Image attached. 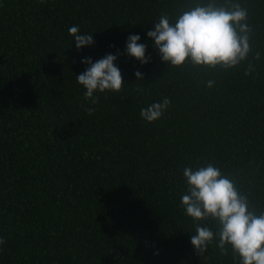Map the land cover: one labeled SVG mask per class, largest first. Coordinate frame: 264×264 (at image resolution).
Returning <instances> with one entry per match:
<instances>
[{"label":"trees","instance_id":"16d2710c","mask_svg":"<svg viewBox=\"0 0 264 264\" xmlns=\"http://www.w3.org/2000/svg\"><path fill=\"white\" fill-rule=\"evenodd\" d=\"M196 2L0 0V264H239L215 241L197 256V223L217 225L186 216L180 198L183 169L213 163L264 211V0H231L252 29L238 66H167L145 33ZM72 25L95 44L78 52ZM129 34L151 62L121 55L127 84L91 105L81 58L123 52ZM165 97L159 120L140 116Z\"/></svg>","mask_w":264,"mask_h":264},{"label":"clouds","instance_id":"9594fccd","mask_svg":"<svg viewBox=\"0 0 264 264\" xmlns=\"http://www.w3.org/2000/svg\"><path fill=\"white\" fill-rule=\"evenodd\" d=\"M43 2V0H41ZM248 11L239 3L225 0H197L180 10L174 18L161 14L158 21L145 33L161 62L167 66H193L229 69L246 60L251 51V26L247 23ZM71 42L79 52L95 44L93 33L82 32L78 25L68 29ZM140 34H129L123 52L106 53L99 59L82 57L84 71L76 75L82 86L84 97L96 105V93L119 92L127 83L123 81L121 69L116 63L121 55L131 58L141 67L151 62L147 54L148 44L140 42ZM114 47V45H109ZM260 54L256 53V59ZM250 64L245 72L254 71ZM136 81L144 79L139 69L134 71ZM213 80L206 82L212 87ZM170 100L165 97L140 110V116L151 123L159 120L168 109ZM89 113L94 107L86 109ZM183 178L186 193L180 198L184 214L193 221L211 218L217 230L197 223L189 243L197 256L203 255L214 241L221 255L226 254V245L239 258V264H264V211L251 209L248 198L241 194L236 181L222 173L213 163L200 167H185ZM5 240L0 236V245Z\"/></svg>","mask_w":264,"mask_h":264}]
</instances>
